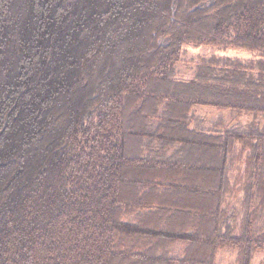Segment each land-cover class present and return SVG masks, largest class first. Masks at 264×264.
Listing matches in <instances>:
<instances>
[{
  "label": "trees",
  "instance_id": "1",
  "mask_svg": "<svg viewBox=\"0 0 264 264\" xmlns=\"http://www.w3.org/2000/svg\"><path fill=\"white\" fill-rule=\"evenodd\" d=\"M262 120L264 0H0V264H254Z\"/></svg>",
  "mask_w": 264,
  "mask_h": 264
},
{
  "label": "rangeland",
  "instance_id": "2",
  "mask_svg": "<svg viewBox=\"0 0 264 264\" xmlns=\"http://www.w3.org/2000/svg\"><path fill=\"white\" fill-rule=\"evenodd\" d=\"M186 49H187V52L185 54L186 59L179 66L182 75L186 78L192 76L193 74L192 66H194V61L192 59L197 60L199 59L200 56H210L215 53H221V54H227L229 56L230 55L239 56L244 59H249L252 57V54L247 49L240 47H231L226 51H221L217 47L208 46V45H202L198 48H194L193 46H187ZM199 113L202 116L206 117L210 122L216 121L219 118H224L227 121V123L231 125L237 121V118L233 111H216L209 108H199ZM250 120H252L251 116L243 115L240 117V121L243 122H248ZM235 259H236V250L231 248L225 249L221 251L219 254L218 264H235L234 263ZM254 264H264V252L256 257Z\"/></svg>",
  "mask_w": 264,
  "mask_h": 264
}]
</instances>
